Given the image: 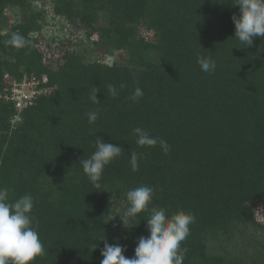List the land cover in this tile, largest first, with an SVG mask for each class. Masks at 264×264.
I'll return each instance as SVG.
<instances>
[{"label":"trees","instance_id":"obj_1","mask_svg":"<svg viewBox=\"0 0 264 264\" xmlns=\"http://www.w3.org/2000/svg\"><path fill=\"white\" fill-rule=\"evenodd\" d=\"M41 1L0 0V93L7 75L47 78L37 89L48 93L23 109L17 127L15 104L0 100V186L10 199H34L33 226L45 250L34 264H100L105 241L133 257L150 213L138 214L130 230L120 215L126 192L141 185L155 190L150 209L195 215L181 244L183 264H264V223L255 210L264 208V39L247 47L234 39V0H54L70 28L124 54L113 64L92 62L72 39L51 41L56 59L47 62L37 37ZM10 11L19 18L10 20ZM14 32L33 46L5 45ZM198 54L215 60L213 74L200 69ZM109 84L118 88L115 98ZM94 87L99 104L89 99ZM136 87L143 96L133 102ZM97 108L90 125L86 113ZM135 127L166 140L170 152L137 147ZM97 136L125 151L104 169L106 191L93 188L79 163L95 151ZM132 150L144 153L135 172ZM116 202L120 215L112 212ZM255 230L257 243L248 239Z\"/></svg>","mask_w":264,"mask_h":264},{"label":"clouds","instance_id":"obj_2","mask_svg":"<svg viewBox=\"0 0 264 264\" xmlns=\"http://www.w3.org/2000/svg\"><path fill=\"white\" fill-rule=\"evenodd\" d=\"M232 6H239V14L232 16L235 25V38L241 45L252 46L254 39H264V0H234ZM5 45L15 49L33 46L32 40L14 32L7 39ZM10 60L14 58L10 57ZM197 63L206 74L216 71V62L211 56L197 55ZM125 85H119L123 89ZM109 94L115 98L119 95L116 85H107ZM98 87L91 89L89 99L99 104ZM143 96V90L136 87L130 97L138 102ZM88 123L94 124L99 116V109L86 113ZM136 137L135 143L139 148H153L159 145L164 154L171 150L166 140L152 136L141 127L132 129ZM125 152L121 146L104 143L101 137H96L95 151L88 157L79 160L88 181L97 191H106L101 183L106 166ZM143 152L132 150L129 163L132 171H138L139 160ZM154 188L141 185L126 192L128 207L123 216L120 215L125 229H131L138 214L149 212L145 220L148 236L139 237L134 249V256L126 258V251L120 244H109L105 241L101 249L100 264H183L186 249L181 247L190 235V225L195 223V215L179 210L171 215L161 208H149L154 196ZM34 199L31 194H25L17 199H10L7 187L0 186V264H34L37 257L43 256L45 250L39 238L37 228L34 227L35 217L32 215ZM102 240H105L102 239ZM96 245L93 249H95Z\"/></svg>","mask_w":264,"mask_h":264},{"label":"rangeland","instance_id":"obj_3","mask_svg":"<svg viewBox=\"0 0 264 264\" xmlns=\"http://www.w3.org/2000/svg\"><path fill=\"white\" fill-rule=\"evenodd\" d=\"M54 6H55L54 0H47L46 2L45 1L37 2V4L35 5V7H37L39 10L40 9L43 10L45 13V19L41 23V30H40V33L37 34V37L40 39L39 42L42 43L41 45H39V47H40L41 51L43 52V54L46 56L47 62L49 61V59H56L55 54H52L51 52L49 53V51H48V46L52 44L51 41L57 42V41L61 40V41L67 42V39H72L75 44H78L79 49L82 53L87 52L86 56L92 62H101V63H105V64H113L115 62L123 61V59L125 58L123 53H121V52H117L114 54L108 53L107 51L101 50L99 47L93 45L94 42H97V43H99V46H100L101 40L99 39L98 35L94 36L92 38V40L89 42L86 40V37L84 36L83 32L81 31L82 29H80V27L70 28V25L67 24V20L64 17H59L58 15H56V13L54 11ZM6 14H7V12H6ZM8 17L10 18V20L16 19V18L18 19L19 15L16 14L14 11L13 12L10 11ZM72 32H77L78 35L72 36V34H74ZM142 33H143L145 38H147L149 40H153V36H152L151 32H148L145 29L142 31ZM24 76H28V74H23V77ZM31 76H34L36 79L39 78L38 81H41L43 85L47 84L46 76L41 77L39 75H36L35 73L32 74ZM6 77L7 78L5 80L6 81L5 88H3V91L0 93V100H4V101H7L8 92L13 87H15L18 80L22 78V76H21V78H18V76L14 75V74H12L10 76L7 75ZM25 91L29 92L30 89L25 90ZM49 92H50V89H49ZM46 93H48L47 88L40 89V90H38L36 97L39 95L40 96L45 95ZM35 105H36V102L33 101L31 104L28 105V107H32ZM22 114H23V110H21V111L17 110V114H16L17 116H14L11 119L12 128L17 127L20 124V122L22 121V117H21ZM122 207H123V204L116 202V203H114V205L112 207V212L120 215V213H117V212H119ZM255 210H256L257 220H259V222L264 223V208H261V209L256 208ZM257 234H258L257 230L249 233V237H248L249 241H253L254 243L255 242L257 243L256 239H259V235L257 237ZM261 234H260V236H261ZM250 245H252V243H250Z\"/></svg>","mask_w":264,"mask_h":264},{"label":"built area","instance_id":"obj_4","mask_svg":"<svg viewBox=\"0 0 264 264\" xmlns=\"http://www.w3.org/2000/svg\"><path fill=\"white\" fill-rule=\"evenodd\" d=\"M37 86L38 82L34 78L29 80L25 77L22 81H18L15 87L10 90L7 99L15 104L17 110L21 111L27 108L28 105L36 99L38 92ZM28 89H30V91L26 92L25 90Z\"/></svg>","mask_w":264,"mask_h":264}]
</instances>
